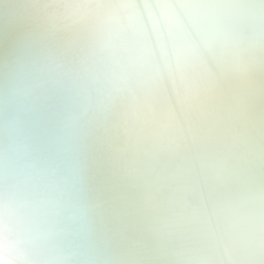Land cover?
<instances>
[{
    "label": "bare ground",
    "instance_id": "6f19581e",
    "mask_svg": "<svg viewBox=\"0 0 264 264\" xmlns=\"http://www.w3.org/2000/svg\"><path fill=\"white\" fill-rule=\"evenodd\" d=\"M262 121L264 0H0L30 264H264Z\"/></svg>",
    "mask_w": 264,
    "mask_h": 264
},
{
    "label": "clouds",
    "instance_id": "9594fccd",
    "mask_svg": "<svg viewBox=\"0 0 264 264\" xmlns=\"http://www.w3.org/2000/svg\"><path fill=\"white\" fill-rule=\"evenodd\" d=\"M20 213L11 202L0 204V264H30L23 249Z\"/></svg>",
    "mask_w": 264,
    "mask_h": 264
},
{
    "label": "snow or ice",
    "instance_id": "6c2138e0",
    "mask_svg": "<svg viewBox=\"0 0 264 264\" xmlns=\"http://www.w3.org/2000/svg\"><path fill=\"white\" fill-rule=\"evenodd\" d=\"M261 132H262V136H264V121L261 122ZM259 158H260L261 162L264 163V148H262V150L259 154Z\"/></svg>",
    "mask_w": 264,
    "mask_h": 264
}]
</instances>
